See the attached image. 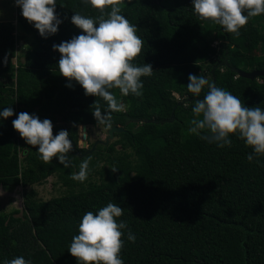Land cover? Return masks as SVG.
<instances>
[{"label": "trees", "instance_id": "obj_1", "mask_svg": "<svg viewBox=\"0 0 264 264\" xmlns=\"http://www.w3.org/2000/svg\"><path fill=\"white\" fill-rule=\"evenodd\" d=\"M56 3L62 23L47 38L15 3V24L0 21V112L14 111L0 117V187H20L24 207L21 214L0 211V264L19 256L31 264H77L68 248L83 215L108 203L123 208L117 222L127 223L123 264H264V156L250 162L252 149L237 135H230L231 146L219 147L202 138L203 130L190 132L195 101L209 89L196 97L187 88L189 74L208 77L242 105L264 110V76L237 72L264 67V14L250 18L236 37L199 20L192 0H123L121 15L144 41L132 63L151 64L153 73L141 77L140 97L110 90L125 106L112 113V126L124 129L81 155L87 148L78 146L77 126L107 128L91 108L97 101L104 112L107 104L85 96L75 82L66 86L53 45L81 34L71 23L74 13L95 18L100 12L82 0ZM26 35L32 39L19 53L18 40ZM20 112L58 123L54 135L69 132V167L56 158L44 163L35 148L22 144L12 127ZM85 159L87 179L73 180ZM51 175L67 192L41 199L35 186ZM129 230L135 242L128 240Z\"/></svg>", "mask_w": 264, "mask_h": 264}, {"label": "clouds", "instance_id": "obj_2", "mask_svg": "<svg viewBox=\"0 0 264 264\" xmlns=\"http://www.w3.org/2000/svg\"><path fill=\"white\" fill-rule=\"evenodd\" d=\"M21 9V15L47 38L58 32L62 21L56 14V0H14ZM123 0H82L91 5L100 15L93 18L76 12L71 23L81 30V34L69 41L54 44L53 50L60 53L59 74L67 79V87L73 82L84 89L85 96L101 98L107 104L102 112L97 101L91 106L98 125L112 127V113L124 111V104L117 100L111 89H118L122 96H142L141 77L151 76V64L135 66L132 61L142 50V39L136 34L137 27L121 15ZM195 15L201 21H210L222 27L226 33L240 35L250 18L264 14V0H192ZM6 60V58H5ZM207 85L208 91L203 99H197L192 109L195 117L191 120L190 132L206 135L202 138L219 147L231 146L230 135H237L245 145L252 149L248 155L251 162L255 157L264 156V110L259 106L246 107L231 92L210 84L199 75L189 74L187 88L193 96L199 97ZM14 115L12 107L0 112L7 119ZM202 117V118H201ZM76 126V125H74ZM28 146L35 148L44 163L56 158L65 168L70 166L68 153L73 144L67 130L61 129L53 134V124L49 119L41 120L35 114L20 112L12 121ZM79 127V126H77ZM90 159L73 173V180L84 182L89 173ZM115 172V169H111ZM123 215V208L108 203L98 212H86L79 223V234L73 236L68 252L75 257L77 264H123L119 254L124 246V221L117 222ZM128 240L135 242L131 230ZM4 264H31L23 256Z\"/></svg>", "mask_w": 264, "mask_h": 264}, {"label": "rangeland", "instance_id": "obj_3", "mask_svg": "<svg viewBox=\"0 0 264 264\" xmlns=\"http://www.w3.org/2000/svg\"><path fill=\"white\" fill-rule=\"evenodd\" d=\"M14 3H15L14 0H0V21H11L15 24ZM30 36L26 35V38H23L22 40H18L17 49L19 53L22 52L31 41L32 38ZM253 53L256 52L253 51ZM206 79L209 81L208 77H206ZM52 124L53 126H55L58 123H52ZM107 130H108L107 128H103V127L88 126L85 131L86 139L84 144V140L81 137L82 129L80 125L78 127V133H79L78 146L88 149L90 144L92 143L91 144L92 146L96 140L105 139L107 136ZM22 144L25 145L24 140L22 141ZM86 150L84 151V153L86 152ZM107 169L109 168L107 167ZM97 176L98 175H96L95 177L96 179H98ZM35 188L37 189L38 197L41 199H50L52 197L65 194L67 192V188L62 186L61 182L58 180L57 175L49 176L43 184L37 185L35 186ZM12 209H19L20 210L19 214H21V211L24 209L20 187L17 189L0 187V211L7 212V211H11Z\"/></svg>", "mask_w": 264, "mask_h": 264}, {"label": "water", "instance_id": "obj_4", "mask_svg": "<svg viewBox=\"0 0 264 264\" xmlns=\"http://www.w3.org/2000/svg\"><path fill=\"white\" fill-rule=\"evenodd\" d=\"M237 72H238V75H240L242 77H247L249 79H254V78L258 77V76H264V67L262 69H253L251 71H245V70H242V69H238ZM81 129H82L81 137L84 140V144H85V139H86L85 131L87 129V125L86 124H82L81 125ZM123 129L124 128L122 126H120V125H113L111 128H108L106 138L104 140H102V139L96 140L93 143V145L90 148H88L85 153H83L81 155H86L87 153H91L96 148V145L98 143L107 144L109 142V140L113 138L115 132H121V131H123Z\"/></svg>", "mask_w": 264, "mask_h": 264}]
</instances>
